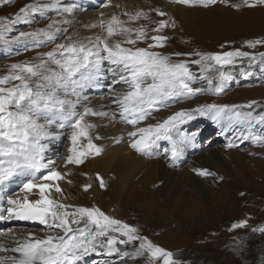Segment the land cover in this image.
<instances>
[{
	"label": "snow or ice",
	"instance_id": "6c2138e0",
	"mask_svg": "<svg viewBox=\"0 0 264 264\" xmlns=\"http://www.w3.org/2000/svg\"><path fill=\"white\" fill-rule=\"evenodd\" d=\"M169 3L207 8L228 4V0ZM243 4L256 7L264 5V0H243ZM110 6L112 0H107L104 7ZM229 6L240 8V4ZM115 7L122 11L109 16L101 12L96 22L86 25L97 30L88 36H81L75 29L69 31L75 23L76 5H66L64 0H41L21 7L14 18L0 20V47L24 43L27 48L31 43L34 48L51 49L38 51L34 61L10 65L8 73L0 76V197L8 205L0 221H28L48 229L44 237L29 233L10 249L0 245V253H14L0 258V264H82L90 255H118L122 260L143 258L146 264H183L172 252L142 236L137 227L107 215L99 207L64 202L67 197L59 182L71 173L60 171L47 154L63 130L70 129L71 146L64 168L81 166L89 158L102 156L105 150L94 140L103 137L92 135L98 125L90 122V117L128 128L126 142L142 156L152 158L160 142H167L163 153L173 165L196 136L183 132L182 125L198 116L235 132L236 139L264 147V133L254 131L257 126L264 128V112L241 111L239 106L206 104L151 122L157 119V113L181 102L202 94L220 95L224 85L233 79L224 70L227 66L235 67L247 59L250 64L258 62L264 72V52L259 56L239 49L224 53H165L162 49L168 47L170 39L165 30L176 27L168 12L162 8L128 10L120 4ZM53 12L57 18L49 16L51 23L46 27L11 35L15 26ZM153 12L160 19H153ZM258 45H264V41H249L246 47L255 49ZM174 56L189 59H173ZM190 65L199 71H193ZM106 73L110 82L104 99L111 106L110 111L92 107L91 98L85 94V89L99 86ZM199 81L205 82L206 87L195 86ZM83 141H87L86 145ZM122 141L123 136L116 139L117 143ZM228 146H235L234 141ZM196 174L215 175L206 169L196 170ZM97 179L105 188L103 178ZM17 181H21L19 191L25 195L5 196V189ZM91 187L84 185V191ZM33 192H38L39 199L28 198ZM247 226L248 221L244 220L232 228ZM252 231L264 234V227H254Z\"/></svg>",
	"mask_w": 264,
	"mask_h": 264
},
{
	"label": "rangeland",
	"instance_id": "374dc122",
	"mask_svg": "<svg viewBox=\"0 0 264 264\" xmlns=\"http://www.w3.org/2000/svg\"><path fill=\"white\" fill-rule=\"evenodd\" d=\"M78 1L75 0V4H79ZM38 2L41 1L11 0L9 3L8 0H0V20L14 18L21 7ZM103 2L104 0L101 1ZM105 3L106 0L96 9H104ZM65 4L72 5L74 1L67 0ZM235 4H240V8L229 6ZM175 6L178 8L180 5ZM181 8L184 10L180 12L162 8L176 22L175 29L165 30L164 34L170 37L168 47L162 49L165 53H224L239 49L259 56L264 52V45H258L255 49L246 47L249 41H264V5L247 7L243 0H228V4L217 3L207 8ZM49 16L53 18L56 13L36 17L29 24H19L11 35L46 27L51 23ZM153 19L158 20L160 17L154 15ZM71 30L70 28L69 31ZM49 50L51 49L34 48L31 43L27 48L24 43L0 47V76L8 73L10 65L34 61L38 51ZM173 59L188 60L189 57L174 56ZM191 59L196 57L192 56ZM241 65L249 69L244 72L247 76L242 74L244 79L251 78L249 83H239L234 77L233 70L241 68ZM190 66L193 71H199L197 66ZM260 67L258 62L250 64L247 59L235 67L227 66L224 70L230 72L233 79L224 85L220 95L202 94L181 102L157 113V119L151 122L156 123L157 120L181 109H194L212 103L239 106L241 111L264 112V72ZM255 70L259 73H254ZM195 86L206 87V83L199 81ZM116 87L119 88V85ZM87 92L85 90V94ZM187 124L190 121L184 127L182 125V131L189 136L196 134L195 140L189 142L188 146L192 142L201 146L187 155L185 150V158L173 165L163 153L168 146L167 142L161 141V146L150 158L166 159L168 168L178 174L161 175L149 186L145 185L141 177L135 178L122 196H116L109 183L105 182L106 187L101 188L97 179L101 175L83 174L80 187L72 190L73 202L81 207H99L107 215L137 227L142 236L172 252L183 264H252L256 259L258 264H264V234L252 231L254 227H264V147L256 146L250 140L236 139L235 132L224 136L225 127L208 117L198 116L188 128ZM63 131L66 132L58 145L67 148L70 146L67 140L70 138V129ZM254 131L257 134L264 133V128L257 126ZM233 141L235 146L229 147V143ZM83 143L86 145L87 141ZM188 146L185 149H190ZM217 149L225 155L229 154L228 160L218 163L216 171L208 168L207 171L214 173V176L197 175L196 168L207 164L209 160L207 156L198 159L196 157ZM76 167L85 171V164ZM86 184L92 185L88 191H84ZM94 185L103 194L98 201L92 195ZM244 220L248 221L246 228L233 230L235 223ZM17 223L7 228L27 229L37 237V229L48 234V229L38 223ZM85 260L83 264L88 261L89 264H122L126 260L129 261L126 264H146L143 258L122 260L118 255H90ZM158 264H162V261Z\"/></svg>",
	"mask_w": 264,
	"mask_h": 264
},
{
	"label": "bare ground",
	"instance_id": "6f19581e",
	"mask_svg": "<svg viewBox=\"0 0 264 264\" xmlns=\"http://www.w3.org/2000/svg\"><path fill=\"white\" fill-rule=\"evenodd\" d=\"M65 1L67 0H64V3ZM73 1L75 4V0ZM101 1L102 0H79V4H75L77 5L75 10V16L73 17L75 23L71 29L77 30L81 36H88L94 34L97 30L88 29L86 25L96 22L101 12L105 13L106 16L111 15L113 12L120 13L122 11V8H116V4H120L121 6L127 7L128 10H135L137 8H142L145 10L149 8H164L166 11L171 10L176 12L184 10L183 8H181V6H178V8H176V6L174 4L169 3L168 0H112V6L108 8L103 7L104 9L97 10L96 8L98 7L99 9V6H102V4L105 2V0L103 3H101ZM88 5L90 7H88ZM154 15L155 13L153 12L152 16L154 17ZM53 18H57V16ZM109 82L110 77H108L106 73L105 78L101 80L99 86L85 89L86 91H88L86 93L87 96L91 98L92 107L103 111L111 110V106L108 104V101L104 99V97L109 93H107V91H109ZM88 119L90 120V122L98 125L96 128L92 129V135H99L103 137V139L94 140V142L98 145L103 146L105 151L100 157L89 158L85 163V171L72 165H69L67 168L63 167L64 158L67 156L68 148L71 146L70 138H67L70 145L69 147L67 146V148H62L61 145L58 144L62 142L64 137L63 135L66 131H63L59 138L51 144L52 150L47 154L50 158L56 161L60 171L64 173H71V175L67 176L66 180H62L59 182L61 187L64 189L65 196L67 197V199L64 201L65 203H69L72 205H80L73 202L74 194L72 190L78 189L80 187V179L82 178L83 174L91 175L92 173H95L101 175L103 177L104 182L111 184V187L113 188L112 191L115 192L116 196H122L131 181L135 178L141 177L145 185L149 186L161 175L178 174L175 170L168 168L169 163L167 164L166 159L160 158L156 160H151L149 157L142 156L132 150L126 142L127 131L129 130L128 128L124 127L119 123H110L107 120L101 121L97 118L91 117ZM67 134L68 133H66V135ZM121 136L124 137V141L117 143L116 139ZM160 146L161 144H159V147ZM199 146L201 145H196L192 142V144L188 146L190 147V149H185V155L194 152ZM206 156L209 160L208 163L200 167H197V165V170H208V168H210L215 169L216 171L217 164L223 161H227L229 154L225 155L223 151L217 149L199 154L196 159L201 157L204 158ZM181 158L184 159L185 156ZM176 163H178V161ZM42 174L43 173H40L38 175ZM68 180H71L72 183L69 184L67 182ZM20 186L21 181H17L13 184H10L8 188L5 189V196H12L13 198L23 197L25 194L19 191ZM167 190L168 188L165 189V191ZM92 193L96 201H98L103 196L101 189L97 188V186L95 185L93 186ZM52 195L55 198L60 199L59 194L53 192ZM28 198L31 200L39 199L38 192L28 194ZM7 207L8 205L6 203V199L0 197V215L6 214ZM2 222L4 223V225L8 226L20 221L13 220L10 222ZM21 222L30 223L31 225L37 224L28 221ZM11 229H0V245H3L9 249L16 246V241L18 239H21L27 236L29 233H32L30 232V230L27 229ZM36 231V233H38V237H44L47 235L44 230L37 229ZM11 255H14V253L10 251L3 252L0 253V258L8 257ZM87 264H89V262Z\"/></svg>",
	"mask_w": 264,
	"mask_h": 264
},
{
	"label": "trees",
	"instance_id": "16d2710c",
	"mask_svg": "<svg viewBox=\"0 0 264 264\" xmlns=\"http://www.w3.org/2000/svg\"><path fill=\"white\" fill-rule=\"evenodd\" d=\"M245 65H241L240 67L241 68H236L235 70H233V74H235V78L237 81H240L242 82L243 81V77H242V74H244V72L248 71L249 69H247V67H244ZM256 72H259V71H254V73ZM256 258V257H255ZM126 263H129V261H124L122 262V264H126ZM252 264H258V259H256L255 261H253Z\"/></svg>",
	"mask_w": 264,
	"mask_h": 264
}]
</instances>
